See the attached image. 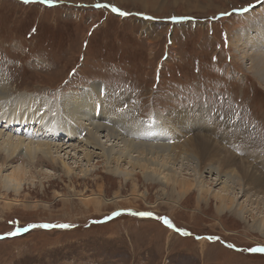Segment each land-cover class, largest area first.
Wrapping results in <instances>:
<instances>
[{
  "label": "rangeland",
  "instance_id": "1",
  "mask_svg": "<svg viewBox=\"0 0 264 264\" xmlns=\"http://www.w3.org/2000/svg\"><path fill=\"white\" fill-rule=\"evenodd\" d=\"M263 18L264 0H0V75L12 98H35L22 111L9 100L6 117L14 121L27 111L35 125L45 98L54 112L41 108L37 122L75 129L60 102L98 83L126 97L160 139L165 126L154 117L206 110L238 120L247 131L232 128L230 137L245 133L246 142L241 136L219 142L225 148L237 142L235 155L264 176V84L243 60L254 49L262 53L235 48L236 40L247 42L242 31L263 27ZM55 141L64 145L58 155L72 171L24 164L18 195L3 182L23 164H0V264H264V252L250 251L264 247V236L251 227L255 215L219 213L217 202L199 201L197 191L168 197L139 171L126 181V164L109 171L90 144ZM81 149L92 153L90 161ZM191 175L184 171L186 179ZM214 179L205 181L218 191ZM62 224L71 227H42Z\"/></svg>",
  "mask_w": 264,
  "mask_h": 264
},
{
  "label": "bare ground",
  "instance_id": "2",
  "mask_svg": "<svg viewBox=\"0 0 264 264\" xmlns=\"http://www.w3.org/2000/svg\"><path fill=\"white\" fill-rule=\"evenodd\" d=\"M253 14L254 12L250 15ZM262 22L264 24V18ZM250 26L252 27L242 31L243 34L239 33L247 39V42L246 40L244 42V39L236 40L235 48L245 45L244 47L248 50L253 48L260 50L262 55L254 49V52L250 54H243V60L251 62L250 71L254 72L260 84H264V25L263 27L260 24ZM104 89L102 84L96 83L85 88L83 94H75L70 99L61 100L60 105L70 118L67 124L72 122V126L77 125L75 129L66 127L58 120L50 123L45 120L37 122L41 108L43 110L45 108L49 114L54 112L50 109V102L45 98L36 106L38 115L33 116L35 122L33 125L31 116L26 118L30 115L27 111L23 113L24 118L14 119V121L7 119L8 112L5 110V104L9 100L13 99L14 104L17 105L15 109L22 111L26 105L30 108L34 107L35 98L27 93L12 98L14 93L10 84L0 75V164L8 167L19 162L23 164L21 169H15L6 177V182L2 181L4 184L2 188L9 189L13 185L16 195L20 193L28 172L24 164H28L27 167L31 166L35 170L50 167L53 170L61 169L64 173H70L71 168L58 155L64 145L57 144L55 140H59L58 143L83 141L84 146L90 144L94 150L100 151L99 155L107 163L109 171L118 173L122 164L128 165L129 171L127 173L123 171L126 181H132V177L136 175L133 174L139 171L147 183L153 181L159 183L160 190L168 197L173 194L188 196L193 191H197L199 201L205 200L208 203L209 199H214L219 213L227 211L241 220H247L249 216L255 215L256 219L251 227L264 236V176L258 173L254 165L245 161V158L244 160L235 155L237 142L235 146L228 145L227 148L219 142L224 139L225 143L231 144L233 139H238L239 136L246 142L242 136L245 133L230 137L233 134L230 133L233 132L230 131L232 128H236V131H247L238 120L225 118L220 112L209 116L206 110L197 111V113H176L170 115L169 119L163 117L160 120L154 117V121L165 126V133L159 135L160 139L153 130L157 127L152 129L150 125L148 126L147 121L138 115V109L127 104L126 97L120 96L123 99H119V96L112 95ZM140 133L142 134L139 135ZM170 133L173 134L172 138L169 136ZM36 136L45 143L37 142ZM171 140L175 142L171 144ZM22 147H26L25 150ZM86 149L81 151L85 159L90 161L92 153ZM54 154H57L56 157ZM257 158L262 161L260 155L255 156L256 160ZM178 166H180L179 169H177ZM185 170L191 172L190 180L184 177ZM207 176L215 178L217 185H222L220 190L213 191L207 185L205 181ZM99 196L104 198L102 193L97 197ZM104 199L107 203L110 201L107 198ZM114 199L118 201L119 194Z\"/></svg>",
  "mask_w": 264,
  "mask_h": 264
},
{
  "label": "snow or ice",
  "instance_id": "3",
  "mask_svg": "<svg viewBox=\"0 0 264 264\" xmlns=\"http://www.w3.org/2000/svg\"><path fill=\"white\" fill-rule=\"evenodd\" d=\"M24 3H29V2H33V0H23ZM44 2H48L50 3L51 0H44ZM175 19V17L173 18ZM34 31V30H33ZM136 215H141V216H150L152 215L151 213H135ZM115 215H119V213H113V216ZM166 224H168L169 226H171L170 222L168 220L165 219L164 221ZM35 227V226H33ZM42 227H45V228H48V227H60V228H68V227H71V225H67V224H62V225H42ZM14 233H9V235H12ZM185 235H187V233H184ZM250 251H253V252H264V247H257V248H252L250 249Z\"/></svg>",
  "mask_w": 264,
  "mask_h": 264
}]
</instances>
